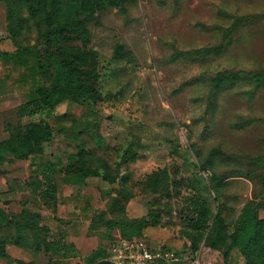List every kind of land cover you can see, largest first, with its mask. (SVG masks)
Here are the masks:
<instances>
[{
    "label": "rangeland",
    "instance_id": "374dc122",
    "mask_svg": "<svg viewBox=\"0 0 264 264\" xmlns=\"http://www.w3.org/2000/svg\"><path fill=\"white\" fill-rule=\"evenodd\" d=\"M6 12L0 0V142L22 138L33 124L43 125L52 141L36 159L10 156L0 165V207L9 214L39 213L49 229L41 237L65 244L52 254L30 232L24 247L16 245L15 228L5 226L0 237L12 241L11 257L102 264L121 234L91 230V217L106 209L107 195L116 193L119 177L127 174L133 196L123 202L125 214L148 220L142 237L149 245L173 249L182 264L194 257L201 264H224L222 252L208 244L211 230L192 231L188 217L199 181L210 213L224 218L228 233L250 202L264 220V0H128L122 9L101 10L87 25L86 46L96 53L101 101L65 103L36 114L30 103L34 87L49 86L55 70H38L48 57L42 41L30 49L38 31L28 13L13 39ZM118 46L125 52L119 57ZM225 74L235 75V82L216 90ZM78 148L92 153L89 160L100 175L88 178L82 190L58 176L56 204L46 203L31 186L37 166L66 163ZM121 214L109 210L108 218ZM155 219L158 225L152 226ZM228 264L246 262L235 250Z\"/></svg>",
    "mask_w": 264,
    "mask_h": 264
},
{
    "label": "trees",
    "instance_id": "16d2710c",
    "mask_svg": "<svg viewBox=\"0 0 264 264\" xmlns=\"http://www.w3.org/2000/svg\"><path fill=\"white\" fill-rule=\"evenodd\" d=\"M6 5L7 30L13 39H18L26 22L24 12H27L38 31V42L30 47L37 49L39 43H44V52L48 57L47 62L40 65V73L49 74L50 69L55 70L53 82L47 85H38L34 91L30 103L36 105V114L41 109L54 111L61 105L78 104L82 100L97 101L102 98L101 92L96 85L99 74L96 70V53L86 49L90 43V33L87 25L92 22L95 13L106 8H120L128 0H2ZM82 41L84 46H70V43ZM21 49V48H20ZM26 49V48H22ZM123 47L116 48L117 56L124 55ZM92 69L85 71L84 67ZM86 74V77H84ZM236 76L225 74L218 78L215 83L216 90L223 84L233 85ZM101 101V100H100ZM51 133L43 128L41 124H33L28 128L22 138H12L0 142V165L8 161L10 156H19L20 159H36L44 154V144L51 142ZM78 151L69 157L67 162L58 160L47 162L37 166L31 186L38 191L39 196L46 203L56 204L58 198L57 177L65 181L75 180L80 187L90 177L100 175L99 168L91 165L89 158L92 153L85 148H78ZM11 160V158H10ZM36 166V165H35ZM34 166V167H35ZM33 167V168H34ZM108 176L103 174V180ZM119 189L116 193L108 194L106 209L96 211L91 217L90 229L105 228L112 232L118 229L121 237L125 239H144L143 231L148 226V220H131L125 214L126 207L123 202L132 199L133 194L129 191L128 175L119 177ZM215 190L220 186L219 181L214 178ZM196 181L195 193L192 197L193 210L188 217L190 229L197 233L208 232V244L211 248L218 249L224 256V264H228L232 253L237 250L243 256L246 264H264V220L260 217V207L254 202L248 203L242 210L238 222L232 233H228V226L219 213H210L209 203L202 194V188L198 187ZM4 204L9 205L11 201L5 200ZM127 205V204H126ZM114 208L122 213L121 217L108 218L109 210L116 212ZM213 222V223H212ZM43 219L39 213L24 210L18 214H9L0 207V229L5 226L14 227L17 238L16 245L25 246L26 234L30 232L39 242H46L47 238L41 235L48 234V227L42 225ZM212 223V225H210ZM152 226L158 225V219L154 220ZM30 235V234H29ZM50 237V236H49ZM198 238L194 239L193 246L197 248ZM6 237H0V260H6L10 264H36L34 261L25 262L15 260L8 252L11 244ZM45 251L57 254L60 246H64L61 240L46 242ZM62 244V245H61ZM42 247V246H41ZM43 248V247H42ZM62 250V247H61ZM108 254L102 264H111Z\"/></svg>",
    "mask_w": 264,
    "mask_h": 264
},
{
    "label": "built area",
    "instance_id": "2783aa9c",
    "mask_svg": "<svg viewBox=\"0 0 264 264\" xmlns=\"http://www.w3.org/2000/svg\"><path fill=\"white\" fill-rule=\"evenodd\" d=\"M108 260L111 264H182L173 249L152 247L145 239L121 236L110 245ZM188 264L201 263L198 257H194Z\"/></svg>",
    "mask_w": 264,
    "mask_h": 264
},
{
    "label": "crops",
    "instance_id": "0c3cea01",
    "mask_svg": "<svg viewBox=\"0 0 264 264\" xmlns=\"http://www.w3.org/2000/svg\"><path fill=\"white\" fill-rule=\"evenodd\" d=\"M62 180H63V182L65 183V184H67V185H71L72 187H75V188H77V190H79V189H83V187H85V185L87 184V181L89 180V179H87L86 181H85V184H83L81 187H80V185L79 184H76L75 183V180H70V181H65L63 178H62ZM72 242H75L71 237L69 238ZM27 262H30V261H27Z\"/></svg>",
    "mask_w": 264,
    "mask_h": 264
}]
</instances>
